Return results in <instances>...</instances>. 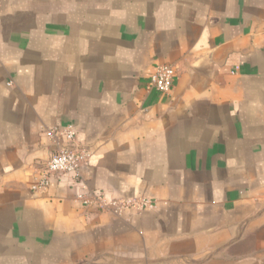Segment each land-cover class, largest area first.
<instances>
[{
	"label": "crops",
	"instance_id": "obj_1",
	"mask_svg": "<svg viewBox=\"0 0 264 264\" xmlns=\"http://www.w3.org/2000/svg\"><path fill=\"white\" fill-rule=\"evenodd\" d=\"M0 264H264V0H0Z\"/></svg>",
	"mask_w": 264,
	"mask_h": 264
},
{
	"label": "built area",
	"instance_id": "obj_2",
	"mask_svg": "<svg viewBox=\"0 0 264 264\" xmlns=\"http://www.w3.org/2000/svg\"><path fill=\"white\" fill-rule=\"evenodd\" d=\"M176 79V68L169 63L158 65L155 72L151 75L147 84L148 90H154L161 93H170ZM47 134L56 140L62 141V147L57 148L42 168L43 178L38 188L45 187L49 183V177L53 175H73L79 178L82 167L87 163L90 152L81 146L77 141V133L72 126L61 128H52ZM96 200L102 201L103 192H94ZM79 198L85 204H91L93 200L80 193ZM112 208L120 210L123 208H134L145 210L154 208L152 200L145 197L121 198L111 203Z\"/></svg>",
	"mask_w": 264,
	"mask_h": 264
},
{
	"label": "rangeland",
	"instance_id": "obj_3",
	"mask_svg": "<svg viewBox=\"0 0 264 264\" xmlns=\"http://www.w3.org/2000/svg\"><path fill=\"white\" fill-rule=\"evenodd\" d=\"M146 198V197H145ZM148 199H150V198H148ZM151 200V199H150ZM153 201V200H152ZM154 202V201H153ZM155 204V203H154Z\"/></svg>",
	"mask_w": 264,
	"mask_h": 264
}]
</instances>
